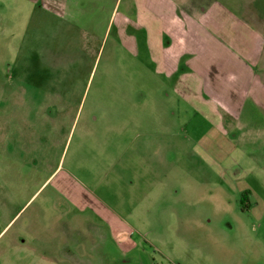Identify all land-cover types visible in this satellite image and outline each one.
Listing matches in <instances>:
<instances>
[{
	"label": "rangeland",
	"instance_id": "374dc122",
	"mask_svg": "<svg viewBox=\"0 0 264 264\" xmlns=\"http://www.w3.org/2000/svg\"><path fill=\"white\" fill-rule=\"evenodd\" d=\"M130 7L66 21L36 0H0V264H45L25 240L42 227L75 232L76 264H116V218L96 197L130 223L121 237L139 245L126 254L136 264H264L260 148L236 176L214 171L193 147L211 123L194 119L190 142L159 154L157 186L123 167L150 130V100L178 76L154 72Z\"/></svg>",
	"mask_w": 264,
	"mask_h": 264
},
{
	"label": "crops",
	"instance_id": "0c3cea01",
	"mask_svg": "<svg viewBox=\"0 0 264 264\" xmlns=\"http://www.w3.org/2000/svg\"><path fill=\"white\" fill-rule=\"evenodd\" d=\"M36 1L42 10L66 21L100 17L99 10L107 9L111 1L118 2ZM130 9L134 25L143 33L141 41L154 72L169 78L178 76L164 101L150 100V130L139 131L138 139L133 140L136 145L125 148V156L133 150L134 160L123 167L133 172L132 180L139 186H157L159 154L168 155L175 142L179 146L188 144L190 136L182 126L202 119L211 123L210 130L193 138V147L210 156V169L233 170L236 176V171L246 168L250 148L264 151V0H132ZM158 138L164 140L158 142ZM96 200L107 217L111 214L116 218L115 245L124 253L116 264H136L138 261L126 254L139 245L127 236L121 237L130 223L104 200ZM97 213L100 215L99 210ZM44 232L43 227L30 230L25 239L32 245L29 251L36 254L38 250L37 257L45 264H62L63 258H69L70 264L77 263L72 251L75 232L58 227L48 231V237ZM106 249L103 246L102 250ZM103 260L101 264H111L109 259Z\"/></svg>",
	"mask_w": 264,
	"mask_h": 264
}]
</instances>
